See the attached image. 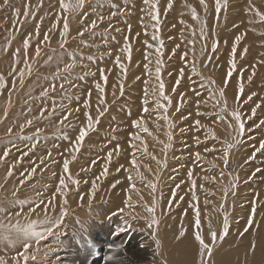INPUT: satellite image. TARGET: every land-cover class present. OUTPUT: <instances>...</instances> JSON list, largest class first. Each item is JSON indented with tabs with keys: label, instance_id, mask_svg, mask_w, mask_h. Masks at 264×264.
I'll use <instances>...</instances> for the list:
<instances>
[{
	"label": "rangeland",
	"instance_id": "374dc122",
	"mask_svg": "<svg viewBox=\"0 0 264 264\" xmlns=\"http://www.w3.org/2000/svg\"><path fill=\"white\" fill-rule=\"evenodd\" d=\"M78 2L64 0V9L61 0H9L0 8V75L5 80L0 88V261L15 264L23 251L9 226L38 221L37 230H43L46 217L58 219L62 212L66 215L53 234L38 244L31 241L27 264H169L161 236L175 232L182 235L178 240L187 237L191 264H197V230L205 240L204 227L223 228L225 216L234 246L245 245V238L249 245L264 239V150H259L264 142V21L249 7L264 13V0H221L219 14L215 0H152L159 23L144 0H83L77 8ZM65 20L69 32L62 37ZM129 45L130 59L124 51ZM158 59L170 104L153 95ZM68 64L73 67L65 71ZM234 111L242 117L243 135ZM89 113L93 128L78 143ZM138 119L148 133L133 127ZM134 135L140 139H130ZM225 142L233 144L227 165ZM193 180L196 200L191 198ZM193 205L199 209V229ZM250 218L254 222L245 231ZM153 219L158 224L149 228ZM126 225L129 230L117 235L115 229ZM222 237L209 244L211 255ZM210 258L205 255V264Z\"/></svg>",
	"mask_w": 264,
	"mask_h": 264
},
{
	"label": "snow or ice",
	"instance_id": "6c2138e0",
	"mask_svg": "<svg viewBox=\"0 0 264 264\" xmlns=\"http://www.w3.org/2000/svg\"><path fill=\"white\" fill-rule=\"evenodd\" d=\"M8 2L9 0H4V4L3 5H0V8H3L5 5H8ZM201 4H204V0H200ZM144 3L145 4H148L150 5V7L153 9V13H152V19L156 20L157 23H159V16H160V12H159V8L156 4H153L152 3V0H144ZM83 6V0H79V2L77 3L76 7L79 8V7H82ZM169 7H171V3H169L168 5ZM205 10H207V5L205 4ZM61 7L64 8V9H67L68 8V5H66L64 3V0H61ZM250 7V10L254 11L256 15L260 16L261 20L264 21V13H260V11L258 9H256L253 5H249ZM215 10L217 12V14H219V12L221 11V0H215ZM15 14L17 17L20 16V9L17 8L15 9ZM25 17L28 16V12H25L24 13ZM112 15H116L115 12L112 13ZM193 15L195 16V11H193ZM198 18V17H197ZM95 22H93L92 24V27H95ZM129 31H130V26H129ZM69 32V25L67 23V21L65 20L64 24H63V32L61 33V36L64 37L67 35V33ZM201 36H205V32L203 30V28L201 29ZM80 35H83V33L81 32ZM206 38V36H205ZM45 39L47 40V37H45ZM153 39H157V37L155 36V34L153 35ZM241 37L240 36H237L236 37V43L238 44L239 41H240ZM160 44L161 46L163 45V41H160ZM29 47V40L26 39L24 41V48L27 49ZM150 47V45H149ZM216 49V45H213V50ZM124 51H127L128 53V57L129 59L131 58V47L130 45L129 46H126V48L124 49ZM247 51V50H245ZM19 52V50H17V53ZM157 52L160 53L162 55V48H158L157 49ZM36 54L37 56H39L40 54V49L39 47L37 48L36 50ZM235 54H236V47L233 46L232 48V56H233V59L231 61V67L232 68H235L236 67V63H235ZM89 59H94L92 57H89ZM49 60H51V57H49ZM72 60L73 62L75 61V54L72 55ZM116 63L120 66V68L122 69V71L124 70V65L121 63L119 57H117L116 59ZM161 63V61L158 59L157 60V68H156V73H157V78L159 80V75H160V67H159V64ZM73 67V64H68L65 66V71H67L68 69L72 68ZM193 70H195V66H193ZM100 72H101V75L103 77V80L105 81V83L107 82V75H104V72L105 70L104 69H100ZM57 75H59V73H57ZM179 75L181 77H183V71L181 70ZM231 75V72L228 73V76ZM21 76H23V73H21ZM177 84H179V81H177ZM5 86V80H4V77L2 75H0V88H3ZM53 88H55V84L52 85ZM61 87H63V85H61ZM96 88L100 91V92H103L104 89L101 88V85L99 83L96 84ZM120 91H121V94H123V85H121L120 87ZM164 91H165V84L163 83L162 80H159L158 84H157V90L155 92H153V95L155 96H159V97H162L163 99L165 100H169V97L165 96L164 95ZM240 92L242 93L243 92V85L241 84L240 86ZM46 95V90H45V93ZM89 95H91V93H89ZM221 96H223V92L221 91L220 93ZM249 100L252 99L251 96L248 97ZM101 103H103V101H101ZM145 105L148 103L147 101V91L145 92V101H144ZM169 104H170V100H169ZM88 105H86L87 107ZM158 107H162L164 108L165 111H167V105H161L158 103L157 105ZM259 107V106H257ZM179 109H177L178 111ZM226 111V108L224 109ZM144 112H148V108L147 107H144L143 109ZM103 111H99L98 115L99 116H103ZM256 114V109L253 108L252 109V116H255ZM7 115V114H5ZM41 115H43V110L41 111ZM232 116L234 117L235 121L238 122V134L239 135H243V133L245 132V125L243 123V120H242V117L240 115L239 112H232ZM165 120L168 119L167 116H164L163 117ZM221 119H223V117H221ZM96 123H98V120L96 121ZM199 121L197 120L196 121V124L199 125ZM27 124L30 126L32 124V121L31 120H28L27 121ZM93 124H94V121H93V118L91 116V113L88 114L87 116V127L86 128H82L80 131H79V137H78V143L80 141H83L85 139V137L88 135L89 131L92 130L93 128ZM260 125H264V120L260 121ZM259 126V125H258ZM133 127H135L136 129L140 130L142 129L144 132L148 133V128L146 126V124L144 123V121L142 119H138V120H135L133 121ZM173 127L171 121H169V129H171ZM21 130H23V126H21ZM8 132L11 133L12 132V129L9 128L8 129ZM37 132H39V129H37ZM150 134V133H149ZM209 134H212L214 135L211 130H209ZM67 137H65L66 139ZM24 139H30L29 137H24ZM130 139L132 140H139L140 137L139 136H132ZM173 139L172 137V134H171V131H169L168 133V141L171 142ZM238 142V141H237ZM163 143V142H161ZM226 143V147H225V150H224V163L225 165H227L228 163V151L233 147V144H229L227 142ZM132 148H135L136 145L135 144H131L130 145ZM171 144H167L165 145V149H167L168 147H170ZM119 147V146H117ZM259 150H264V142H261L259 144ZM144 151L146 152L147 151V146L145 145L144 147ZM8 155V152L5 151V153L3 154V156L6 158ZM112 157V152H109L108 153V158L109 160L111 159ZM196 157L197 159L200 158V154L199 153H196ZM155 159V157H153ZM132 164L135 165L136 164V161L135 159H133L132 161ZM161 161H157V164H160ZM164 166H166L167 164V161L165 160L164 162ZM63 168H64V171L65 172H68L69 171V161L68 160H65L64 161V164H63ZM105 171H107V169H105ZM8 175L11 176L12 175V172L11 170H9L8 172ZM188 175L191 177L192 176V173L189 172ZM23 183V181L21 182ZM73 183H79V181H73ZM60 184L62 187H67V185L65 184V181L63 179L60 180ZM150 187L153 188V190H155V185L154 184H150ZM191 188H192V192H191V198L193 200H196L198 199L196 196H195V188H196V182L195 180H193L191 182ZM173 196H175V192H173L172 194ZM227 195V192L225 193V196ZM65 203H67V201H65ZM193 207L196 209L195 210V215H196V220H195V226L197 229L200 228V219H199V209L196 208L195 205H193ZM148 211L152 212L154 211V209H148ZM252 213L254 214L255 213V208L252 209ZM66 215V213L62 212L61 213V217L58 218V219H48L47 217L45 218L44 220V227H43V230H37V224L40 223V222H32L30 223L28 226H21L19 223H17L15 225V227H11L9 226V234L11 233H15V236H16V242H22L23 243V251L18 253L17 256L15 257V264H21V261H23V264H27V261L29 259V256L27 255L28 253V249L29 247L31 246V241L35 240L37 242V244L39 243L40 240L46 238L48 235H51L53 234V229L55 227H58L61 223H62V219L63 217ZM253 219H249L248 222H247V226L245 228V231L248 230V227H251L252 224H253ZM153 224H158V221H156L155 219H153L152 223L148 224V227L151 228L153 226ZM4 228V226L2 224H0V230H2ZM81 228L83 229L84 228V225L82 224L81 225ZM129 230V227L126 225L124 227H117L115 229V232L117 235H119L120 233L122 232H126ZM229 231V222H228V218L227 216H225L224 218V221H223V233L224 235H227ZM5 239H7L8 237L5 236L4 237ZM211 238H212V241L214 242L216 239H217V233L215 231H213L211 233ZM195 239L197 241H199V246H200V251H199V256H200V264H205L204 262V257L205 255H208L209 257L211 256V250L209 249V244L205 242V240L203 239V237L201 236L199 230H197L196 234H195ZM10 243H12V241L10 240L9 241ZM110 249L112 248V246L110 245L109 246ZM256 248H257V245L255 242L252 243L251 245V251L253 253V255L255 254L256 252ZM115 250H119L118 248H116ZM109 259H112V257H109ZM0 264H3V261H0Z\"/></svg>",
	"mask_w": 264,
	"mask_h": 264
},
{
	"label": "bare ground",
	"instance_id": "6f19581e",
	"mask_svg": "<svg viewBox=\"0 0 264 264\" xmlns=\"http://www.w3.org/2000/svg\"><path fill=\"white\" fill-rule=\"evenodd\" d=\"M213 231L217 233V237H221L223 234V228L219 224H215ZM210 227H204L205 241L208 244H212L211 233L213 232ZM177 231V230H176ZM174 236H169L163 234L161 240H165L163 246V253L165 254L169 264H191V257L193 253L190 251V246L186 240L187 237L178 240L179 232L173 233ZM262 234V233H261ZM260 234V236H261ZM178 236V237H177ZM217 238V239H219ZM185 240V241H184ZM245 245L234 246V241L230 239L227 235L222 237L216 246L213 248L211 258L208 264H264V239L255 241L257 248L253 255L251 251L252 241L249 243V238H245ZM192 243V242H191ZM197 248V264H200V258H198L200 246ZM196 261H194L195 264Z\"/></svg>",
	"mask_w": 264,
	"mask_h": 264
}]
</instances>
